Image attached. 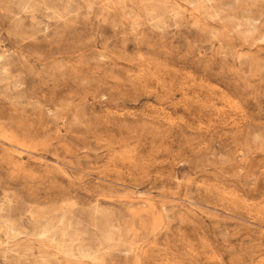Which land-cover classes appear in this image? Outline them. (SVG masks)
I'll return each instance as SVG.
<instances>
[{
	"label": "rangeland",
	"instance_id": "rangeland-1",
	"mask_svg": "<svg viewBox=\"0 0 264 264\" xmlns=\"http://www.w3.org/2000/svg\"><path fill=\"white\" fill-rule=\"evenodd\" d=\"M0 264H264V0H0Z\"/></svg>",
	"mask_w": 264,
	"mask_h": 264
}]
</instances>
